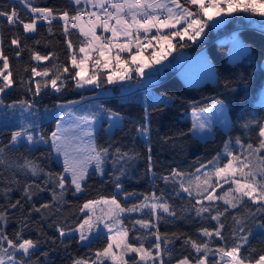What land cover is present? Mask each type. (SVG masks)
I'll return each instance as SVG.
<instances>
[{
    "label": "trees",
    "instance_id": "16d2710c",
    "mask_svg": "<svg viewBox=\"0 0 264 264\" xmlns=\"http://www.w3.org/2000/svg\"><path fill=\"white\" fill-rule=\"evenodd\" d=\"M31 3L35 7L52 8L58 13L68 11L70 15H74L78 7L81 8L72 5L70 0H31ZM12 9L26 22L31 19L32 14L21 0H0V11ZM255 22L260 31L248 25L247 14L238 12L221 29L215 32L205 30L204 41L173 42L176 52L187 55L205 50L216 76L212 87L204 85L194 91L183 90L175 80V69L166 70L160 81L151 87L124 93L121 85H110L106 82V72L102 69H97L101 73L99 87L93 85L88 90L76 89V80L72 79L76 70L71 67L70 56L75 52L79 59V48L86 46L87 41L74 29H69V34L65 36L63 21L53 22L51 34L47 23L38 22L37 31L28 35L24 33L22 25H10L5 18L0 17V48L9 58L10 70L15 79L14 86L0 94V98L5 106L14 103L18 105L21 101L32 105L30 110L23 113L19 107H0V148L4 149L0 153V212L7 216L6 222L0 221V227L10 238L14 239L15 234L21 232L24 238L39 241L34 254L28 259L33 262L39 260V264H73L77 258H95L96 251L103 249L107 240L99 235L87 244H80L78 237L69 231L84 219L85 215L81 211L83 204L116 196L122 205L131 206L152 192L158 195L163 192L176 215L161 212V218L157 219L147 214V210L145 214H122L123 226L130 230V240L138 246L140 241L135 237H142L145 247L150 248L155 242V236L149 233L158 230L162 238V249H165L163 240H168L163 256L165 264H176L177 259L184 256L191 259L197 255L190 246L185 245V239H207L200 236L198 230L212 229L217 222L211 220L208 213L196 215L192 205L200 197H189L187 193L182 195L178 183L165 184L162 177L170 176L171 171L176 169L185 174L187 183V179H192L193 173L201 165H208L207 172H211L213 165H209V161L215 158H218L216 166L226 164L229 159L225 154L226 144L233 153L240 154L244 149L236 143L237 140L245 146L258 143V124L264 123V107L259 104L264 88V17L256 18ZM232 30H236L235 37L240 38L248 47L247 52L237 62H229L227 57L226 42L232 38L227 35L225 41L222 40ZM14 37L20 38L23 48L19 57L16 55V47L11 45ZM68 40L72 42V50L68 49ZM33 51L41 55H55L47 61L37 62L31 59ZM54 65L62 66V78L57 81L59 91L50 84L44 87L42 82L50 79L51 74L56 71ZM32 67H36L38 71L49 68L50 77H33ZM63 67H68L69 72L63 73ZM91 72L90 69L89 73ZM132 80H138L134 74ZM37 82H41V92L34 95ZM217 101L222 102L226 108L229 121L226 132L214 127L211 138L201 141L188 131L186 123L180 131L175 129L174 124L185 119L192 111L208 108ZM70 103L89 107V112L82 116H94L98 121L93 144L98 149L108 148L109 153L102 165L103 173L90 171L81 192L76 193L68 179L63 195L54 200L52 189L55 185L48 183L45 186L47 177L43 173L34 177L27 169H19L17 165L22 164L27 157L40 164L45 173L63 172V168L55 161L50 133L56 129L57 117L69 110L56 113L59 107ZM110 116H118L121 124L108 131ZM249 121L251 124L245 127ZM29 123L35 125L34 129L29 130L42 134L47 143L41 142L34 147L24 142L10 144L12 133ZM145 125L149 130L146 138L138 131ZM117 148L121 153H128L131 159L126 157L119 160L115 154ZM212 179L215 181L214 176ZM117 183L122 186L119 190ZM36 184L45 190H37L34 187ZM28 185H33L31 199L25 195V187ZM228 189L229 185L217 194L222 195ZM55 190L57 193L61 191L59 188ZM124 193H136V196L125 200ZM193 193L195 194V185ZM16 201L20 202L19 205L16 208L10 207ZM44 204L50 207L41 208ZM215 206L221 211L228 208V211L220 217L221 223L225 225L222 230L225 239L213 237L209 242L213 251L221 246L231 247L239 236L247 234L248 243L241 249V253L248 256L251 252L255 258L264 254V227H261L264 225V211L257 212L259 205L246 202L233 209L218 200ZM37 208L40 211H35ZM233 217L241 223L237 224ZM141 218L151 219L156 227L147 230L139 225L133 227L134 221ZM58 226L69 234L61 237L57 231ZM241 227L243 232L239 231ZM168 252L171 253V258ZM133 257L136 256L127 258L129 264H132ZM208 260L212 264L219 260V255L210 253ZM104 264L113 263L105 260Z\"/></svg>",
    "mask_w": 264,
    "mask_h": 264
},
{
    "label": "snow or ice",
    "instance_id": "6c2138e0",
    "mask_svg": "<svg viewBox=\"0 0 264 264\" xmlns=\"http://www.w3.org/2000/svg\"><path fill=\"white\" fill-rule=\"evenodd\" d=\"M72 2L78 6L82 3V0H72ZM83 2L98 11H87L78 7L75 14L70 15L68 11L58 13L52 8L32 6L31 0H21V3L25 4L32 14L28 22L21 19L15 9L0 11V17L5 18L8 24L22 25L24 33H35L38 22H45L49 25L48 31L51 34L53 22L63 21L65 36L69 34L70 25L72 29H78L82 36L91 37L87 42V46L79 48V53L84 54L82 58L78 59L75 52L70 56L71 66L76 69L74 74H72V79L76 80L77 87H84L85 85H96L99 87L101 73L97 69L108 70L104 75L106 82L109 84L131 80L133 73L143 77L145 69L160 65L171 54V51L175 48L172 38L179 37L180 40H184L187 37L188 40H195L199 37L207 26L205 17L210 21L214 17H220L221 14L230 16L238 12L252 13L264 17V0H184L183 3H181V0H83ZM191 6H195L194 11ZM84 16H88L87 21L84 20ZM178 25H181V28L177 29ZM97 27H102L105 32H110L111 36L102 40L97 35ZM153 29L156 30L155 34H151ZM162 29L177 30L163 34ZM149 34H151L150 38ZM121 37L125 38L124 42H120ZM144 40H147V43H144ZM153 41H156L159 46L158 50L153 49L148 56H145L144 53L149 48H153ZM36 43H39V41ZM11 45L16 47V55L19 57L23 50L20 38L14 37L11 40ZM165 45L166 48L164 47ZM67 46L69 50H72L73 45L70 40L67 41ZM89 49H91V52ZM122 53H126L127 57L122 56ZM54 55L53 53L41 55L39 52L33 51L31 59L37 62L47 61L50 57L54 58ZM89 60L93 61L91 74L88 73L87 68ZM0 62H2V65H0V94H2L15 84L13 72L10 70L9 58L4 54L2 48H0ZM53 67L56 68V71L51 74V78L42 82L44 87L50 84L53 89L59 91L60 86H58L57 81L62 78L60 71L62 66L54 65ZM50 72L49 68H44L41 71H38L36 67L31 68L33 77L48 78L50 77ZM68 72L69 68L63 67V73ZM40 83H36L34 95L40 94ZM0 107L12 109L19 107L23 113L30 110L32 105L27 101H21L18 105L14 103L5 106L3 99L0 98ZM212 107H219L221 111L223 110L222 102L220 101H217ZM203 111L206 113L208 109ZM115 118L119 119L118 116ZM80 119L85 124H91L95 117L84 116ZM109 119L112 120L113 116H110ZM250 124L251 121L245 127ZM30 128L34 129L35 125L29 123V125L21 126L19 130L13 132L10 144L16 145L22 140L26 141L28 145H35L40 142L47 143L42 134L30 131ZM205 128L206 122H194L193 124L194 130L203 131ZM138 131L146 138L149 130L145 125L139 128ZM50 140L53 149L57 153H62L65 157L62 173H45L40 164L27 157L17 167L19 169H27L34 177L43 173L47 177L44 182L45 186L48 183H53L55 188L61 190L57 193L55 188L52 189L54 200L63 195L68 176H70V183L74 186L75 192H81L88 176L87 164L80 163L77 165L69 162V153L64 150V145L61 143L62 140H66V136L60 132L59 124L57 125V130L50 133ZM236 143L244 151L240 154H235L230 150L229 145L226 144L225 154L229 158L227 163L223 166H216L218 158L209 161V165H213L211 172H204L202 175L195 176L194 179H187V183L185 182V174L176 169L171 171L170 176L162 177L165 184L178 183L180 189L187 193L189 197L194 195L195 197H200L201 199H196V203L192 205L196 215L202 216L204 213H208L209 218L217 222L212 229L201 228L198 230L200 236L207 239L194 240L191 237L185 239V245L190 246L197 255L191 259L189 256H184L177 259L176 264H209L208 257L210 253L212 255L218 254L220 257L219 260L213 261L212 264H264V254H260L258 258H255L251 252L248 256H244L241 253V249L248 243L247 234L239 236L231 247L221 246L215 251L209 247V242L213 237L219 240L225 239L222 231L225 225L221 223L220 217L228 211V208L221 211L219 207L215 206L216 201L222 200L225 205L235 209L245 204L247 199V201L259 205L257 212L264 211V123L258 124V143L256 145L249 143L245 146L239 140ZM3 151L4 149L0 148V153ZM91 153L88 163L94 161L96 171L102 174V165L108 156L109 149H98L95 144H92ZM115 154L119 160H124L126 157L131 159L128 153H121L119 148L115 150ZM148 159L149 171H151V156ZM207 167L208 165H201L196 171L199 173L202 168ZM213 176L216 177L215 181L212 179ZM221 180L223 183H221ZM223 184H229L227 192H223L222 195L216 194L217 188L223 190ZM193 185H195V194L193 193ZM34 187L37 190H45L39 184ZM116 187L118 190L122 188L119 183H117ZM32 188L33 185L25 187V195L28 199H31ZM133 196H136V193H124L125 200ZM203 200L208 201L209 206H204ZM19 203V201H16L10 207L16 208ZM101 203L108 208L107 213H105L107 222H104V227L110 233L108 243L103 249L96 251L95 258H77L73 261V264H104L105 260H111L113 264H129V261L125 258L127 254H136L138 256V260L133 257L132 264H141V262L143 264H149V262L151 264H165L163 256L168 240L166 238L163 240L165 249H162V238L157 230L149 233V235L155 236V242L150 248L145 247L142 237H135L136 240L140 241L139 245L136 246L129 238V228L123 226V220L121 219L122 214H145V210H147V214L155 216L157 219L161 218V212L175 216L176 212L168 203L163 192L159 195L156 192L145 195L139 203H134L131 206L122 205L116 196L102 198L99 201L85 202L81 211H90L85 213L84 219L76 228L69 230L70 232H78L81 242L88 240L89 235L97 224L102 222L101 217L94 216L95 206ZM49 207L50 205L48 204L41 205V208L44 209ZM35 211H40V208L35 209ZM213 211L215 212L214 215L212 214ZM233 219L237 224L241 223L236 217H233ZM6 220L7 216L5 213L0 212V221L6 222ZM135 225H139L140 228L146 230L156 227L151 219L143 218L135 220L133 227ZM261 227H264V225H261ZM57 231L61 237L69 234L59 226ZM239 231L243 232V227ZM233 235L235 237V230ZM38 244L39 241L24 238L21 232H17L14 239L10 238L4 229L0 227V264H39V260L33 262L28 259L34 254ZM44 255L47 254L45 253ZM168 255L171 258L170 252H168Z\"/></svg>",
    "mask_w": 264,
    "mask_h": 264
},
{
    "label": "rangeland",
    "instance_id": "374dc122",
    "mask_svg": "<svg viewBox=\"0 0 264 264\" xmlns=\"http://www.w3.org/2000/svg\"><path fill=\"white\" fill-rule=\"evenodd\" d=\"M181 28V25L180 27ZM69 29H72L69 26ZM163 34H167L169 31L172 30H165L162 29L161 30ZM156 30L153 29L151 34H155ZM28 35H31L32 33H26ZM151 34H149V38L151 36ZM104 35H109L111 36L110 32H105L103 30V36ZM200 38L197 37L195 40L198 41V39ZM125 38L121 37L120 41L123 42ZM175 40H180L179 37H175L172 38V42H174ZM195 40H188L187 37H185L184 40H180V41H188L191 43H194ZM143 42L147 43V40H144ZM227 47L230 49V56L229 59L233 60L231 62H237V60L240 59L241 53H242V47H245L246 45L240 40V38L235 37L232 38L231 40H228L226 42ZM158 45L156 43V41H153V48H149L147 51L152 52L153 49H157L158 50ZM166 48V45L164 46ZM89 51H91V49H89ZM115 51V50H113ZM133 51H135V49H133ZM147 51L145 52L146 54H144L145 56L147 55ZM174 50L171 51V54L167 57V59H165L164 61H162V63L160 65H155L154 67L157 68V71L159 73V76L153 78L155 80H159L160 76L164 75L166 70H162L163 68L166 67V69L168 70H173L174 69V65L171 64L170 60L171 58L174 56L173 55ZM83 53H81V58L83 57ZM177 58V57H176ZM185 58L183 59H179V61H177V65L176 68L178 69L179 65L182 63V70H178L177 72H180L178 76L175 77V80L179 83L180 87L183 90H190V91H194V90H198L199 88H202L204 85L210 86L212 87L216 81V76H215V71L206 55V53H203V57L202 59H194L192 61V59H188L186 61H184ZM230 62V61H229ZM92 61L89 60L87 62V68H88V73L90 71V69L92 70ZM199 65V66H198ZM72 67V66H71ZM200 67V68H199ZM76 70V69H75ZM103 71L107 72L108 70L106 69H102ZM91 74V73H89ZM114 85V83H113ZM93 87V85H85L84 87H77L76 89L81 91V90H88L91 89ZM216 103V102H215ZM214 103V104H215ZM261 105L264 107V92L262 95V100H261ZM75 104L70 103L64 106H60L57 110L56 113H59L61 110H65V109H69L66 112H64L63 114L59 115L57 117L58 122L57 125L59 124L60 126V132L66 136V140H62L61 143L64 145V150L67 151L69 153V162L73 163V164H80V163H86L87 164V171L88 173L92 170L96 171L95 168V162H91L88 163V158L90 155H92L91 153V145L93 144V140H94V134H95V130L98 127V121L97 120H93L91 122V124H85V122L80 119L81 117H84L82 115H85L89 112V107H84L85 105L80 104L79 106H74ZM213 105H211L208 108V111L205 113L202 110L199 111H192L185 119L180 120L178 123L174 124L175 129H177L178 131H180V129H182L185 126H187L188 131H190L192 133V135L194 137H196L197 139L203 141V140H207L211 138L212 135V130L214 127L219 128L221 131L226 132L229 129V121H228V117H227V113H226V108L225 106L222 104V108L223 110L221 111L220 108H213ZM195 113V115H194ZM116 116H113V119L110 120L108 118V131H111L113 128L119 126L121 124L120 119H116ZM194 122H206V128L205 130L201 131L199 129L194 130L193 129V124ZM57 125H56V129L57 130ZM24 142L25 144L26 141H21ZM38 144H41L38 143ZM38 144L35 145H28L30 147H34ZM52 146V144H51ZM52 151H53V155L55 158V161L58 165H60L62 168H64V155L62 153H57L53 147H52ZM204 172H207L206 168H202L201 171L198 173L197 171H195L193 173V178H195V176L197 175H202ZM215 180L216 177L214 176ZM68 179L70 180V176H68ZM221 183H223V181L221 180ZM229 184H223V188L225 186H227ZM72 186V185H71ZM234 187V186H233ZM73 190H74V186H72ZM221 190L220 188H217L216 190V194L217 192ZM75 191V190H74ZM181 194H186L181 190ZM203 204L208 205L209 202L206 200L202 201ZM246 202L251 203V201H247ZM253 204V203H251ZM90 210H85L83 212V214L85 215V213L89 212ZM108 208L106 205H104L103 203L98 204L95 206V212H94V216L95 217H101L102 218V222H99L97 224V226L95 227V229L92 231V233L89 235V239L86 241L81 242L79 240L80 244H87L91 239L98 237L99 235L103 236L108 243V236L110 235V233L108 232V230L104 227V222H107V216L105 215V213H107ZM121 219H122V215H121ZM73 236L78 237L79 239V233L78 232H72L71 233ZM115 250V249H114ZM129 256V257H128ZM132 256H136V254H128L126 255V259L130 258ZM136 259L138 260V256H136ZM220 259V257H219ZM111 263H113L111 260H109ZM141 264H143V262H141ZM149 264H151V262H149Z\"/></svg>",
    "mask_w": 264,
    "mask_h": 264
},
{
    "label": "crops",
    "instance_id": "0c3cea01",
    "mask_svg": "<svg viewBox=\"0 0 264 264\" xmlns=\"http://www.w3.org/2000/svg\"><path fill=\"white\" fill-rule=\"evenodd\" d=\"M70 3L72 4V5H74V6H77V5H75L73 2H72V0H70ZM82 5H87V6H89L91 9H93V10H96V11H98L97 9H95V8H93L91 5H89V4H86V3H84L83 2V0H82V3L80 4V5H78V6H82ZM192 7V10L194 11L195 10V6H191ZM235 14V13H234ZM234 14H232V15H230V16H226V15H224V14H221V16L220 17H214L212 20H207V18L205 17L204 19H205V21H206V24H207V26L204 28V31L205 30H210L211 32H215V31H217V30H219V29H221L222 27H223V25L230 19V18H232L233 17V15ZM246 14V13H245ZM179 27H180V25H178L177 26V29H179ZM177 29H170V30H172V31H176ZM75 31H77L78 33H79V35L83 38V39H85L87 42H88V40L89 39H91V37H84V36H82L81 34H80V32H79V30L78 29H74ZM165 30H169V29H165ZM204 31L201 33V35H200V38L198 39V41H204ZM96 32H97V35H99L100 37H101V39H104L105 37H110L109 35H104L103 36V28L102 27H97V30H96ZM121 42V41H120ZM124 42V41H123ZM195 42H197V40H195ZM145 43V42H144ZM86 46H87V44H86ZM174 50V49H173ZM242 53H241V55H239V56H243L246 52H247V50H248V47L247 46H245V47H242ZM91 52V51H90ZM205 52V50L204 49H202V50H200V51H198L196 54H194L192 57H191V59H192V61L194 60V59H196V58H200V59H202V57H203V53ZM151 52L150 51H147V55H149ZM144 54H146V53H144ZM80 55H81V53H80ZM93 55H94V53H93ZM122 56H124L125 58L127 57V54L126 53H122L121 54ZM173 57L171 58V60H170V62H171V64L172 65H174V69L173 70H175L176 69V65H177V61H179V59L181 60V59H183V58H185V60L184 61H186L187 60V58L190 56V55H188V57H187V53H183V52H176L175 50H174V53H173ZM229 56H230V49L229 48H227V57H228V61H233V60H231V59H229ZM177 57V58H176ZM240 57V58H241ZM80 58H81V56H80ZM168 60V59H167ZM177 60V61H176ZM182 64V63H181ZM199 66V65H198ZM263 67H264V62H263ZM200 68V67H199ZM183 68L181 67L180 68V70H182ZM162 70H168V69H166V67L165 68H163ZM173 70H170V71H173ZM177 71V70H176ZM175 71V73H174V77H176V76H178L179 75V73L180 72H176ZM136 77H137V79L138 80H135V82L131 79V80H124V81H117L116 83H114V85H121L122 87H123V91L122 92H132V91H134V90H136V89H141V88H145V87H151V86H153V85H155V84H157L159 81H160V79L161 78H159V80H155V79H153V78H155V77H157V76H159V73H158V71H157V68H155V67H152V68H148V69H145V75L143 76V77H139V76H137L135 73H133ZM163 76V75H162ZM162 76H160V77H162ZM110 85H113V83L112 84H110ZM263 92H264V88L262 89V91H261V94H260V99H259V104L261 105V100H262V95H263ZM262 106V105H261Z\"/></svg>",
    "mask_w": 264,
    "mask_h": 264
},
{
    "label": "built area",
    "instance_id": "2783aa9c",
    "mask_svg": "<svg viewBox=\"0 0 264 264\" xmlns=\"http://www.w3.org/2000/svg\"><path fill=\"white\" fill-rule=\"evenodd\" d=\"M81 8H84L86 9L87 11H96V10H93L91 9L89 6H82ZM249 14V18H248V25L252 28H256V23H255V18L258 16L257 14H252V13H248ZM84 20L87 21L88 20V16H84ZM54 22H57V21H54ZM257 30L260 31V29L257 27L256 28ZM235 33H236V30H232L230 31L229 33L225 34V37H223L222 40L225 41L226 39V36L228 35L229 37H234L235 36ZM218 41V40H217Z\"/></svg>",
    "mask_w": 264,
    "mask_h": 264
}]
</instances>
